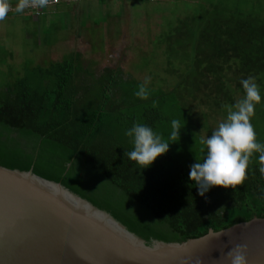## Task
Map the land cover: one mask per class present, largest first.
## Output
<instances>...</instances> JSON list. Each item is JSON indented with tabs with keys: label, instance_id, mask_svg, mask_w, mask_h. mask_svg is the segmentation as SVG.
Returning <instances> with one entry per match:
<instances>
[{
	"label": "trees",
	"instance_id": "obj_1",
	"mask_svg": "<svg viewBox=\"0 0 264 264\" xmlns=\"http://www.w3.org/2000/svg\"><path fill=\"white\" fill-rule=\"evenodd\" d=\"M197 1L195 17L177 19L161 34L170 80L148 83L147 99L135 95L144 81L124 66L95 68L80 50L30 65L8 82L0 95V166L60 183L147 245L264 217L258 154L235 189L216 186L202 197L188 179L189 165L203 158L208 110L242 99L240 80L249 76L264 92V18L254 3ZM172 119L180 121L179 137L151 166L124 156L133 147L124 134L133 123L167 140Z\"/></svg>",
	"mask_w": 264,
	"mask_h": 264
},
{
	"label": "water",
	"instance_id": "obj_2",
	"mask_svg": "<svg viewBox=\"0 0 264 264\" xmlns=\"http://www.w3.org/2000/svg\"><path fill=\"white\" fill-rule=\"evenodd\" d=\"M237 244L264 264V217L147 245L60 183L0 166V264H223Z\"/></svg>",
	"mask_w": 264,
	"mask_h": 264
},
{
	"label": "rangeland",
	"instance_id": "obj_3",
	"mask_svg": "<svg viewBox=\"0 0 264 264\" xmlns=\"http://www.w3.org/2000/svg\"><path fill=\"white\" fill-rule=\"evenodd\" d=\"M246 1L264 18V0ZM17 2L9 0V12L0 20V95L30 65L59 60L72 50L82 51L95 68L120 64L136 78L161 85V79L170 80L162 52L167 41L161 34L177 19H192L199 12L195 0H59L56 10L29 6L21 13L15 11ZM220 106L208 110L212 117L208 129L201 130L203 137L226 119L231 105ZM250 122L257 141L264 143V92Z\"/></svg>",
	"mask_w": 264,
	"mask_h": 264
},
{
	"label": "clouds",
	"instance_id": "obj_4",
	"mask_svg": "<svg viewBox=\"0 0 264 264\" xmlns=\"http://www.w3.org/2000/svg\"><path fill=\"white\" fill-rule=\"evenodd\" d=\"M35 5L43 9L48 0H18L15 5L17 13ZM34 7V6H33ZM9 0H0V20L9 12ZM150 78L146 77L135 95L147 99L149 92L146 85ZM244 96L234 105L227 107V116L215 127L211 135L200 140L202 160L189 165L188 179L195 184L198 195L204 197L212 187H232L243 184L250 158L258 154V171L264 178V143L258 142L256 132L250 122L256 104L261 102L260 88L251 76L240 80ZM171 132L165 140L152 127L133 123L125 130V136L133 145L130 151L124 152L129 160L135 161L142 169L151 166L158 156L165 154L169 145L175 142L181 130L180 121H170ZM247 246L237 244L223 254V264H247Z\"/></svg>",
	"mask_w": 264,
	"mask_h": 264
},
{
	"label": "crops",
	"instance_id": "obj_5",
	"mask_svg": "<svg viewBox=\"0 0 264 264\" xmlns=\"http://www.w3.org/2000/svg\"><path fill=\"white\" fill-rule=\"evenodd\" d=\"M58 2H59V0H48V5L46 6V7H52V8H54L55 10H56V8H57V4H58ZM32 6H34L33 8L35 9V10H37L38 9V7H36L35 5H32Z\"/></svg>",
	"mask_w": 264,
	"mask_h": 264
},
{
	"label": "built area",
	"instance_id": "obj_6",
	"mask_svg": "<svg viewBox=\"0 0 264 264\" xmlns=\"http://www.w3.org/2000/svg\"><path fill=\"white\" fill-rule=\"evenodd\" d=\"M56 1V0H55Z\"/></svg>",
	"mask_w": 264,
	"mask_h": 264
}]
</instances>
